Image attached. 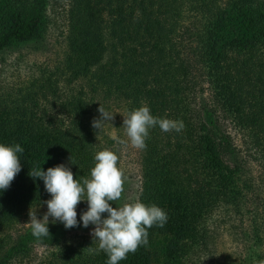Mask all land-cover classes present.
I'll return each mask as SVG.
<instances>
[{"label": "trees", "instance_id": "obj_1", "mask_svg": "<svg viewBox=\"0 0 264 264\" xmlns=\"http://www.w3.org/2000/svg\"><path fill=\"white\" fill-rule=\"evenodd\" d=\"M40 5L7 0L0 53L41 36ZM66 14L57 71L43 84L0 95V142L24 149L21 171L0 192V264L29 259L37 238L7 232L50 199L29 171L63 163L74 179L87 177L94 154L114 141L92 126L99 108L127 116L141 105L184 128H152L139 149L137 198L164 209L168 220L148 229L149 244L119 264L199 263L213 255L209 224L223 211L251 221V244L234 264H264V0H69ZM255 163L259 182L250 174ZM48 227L43 239L57 247L39 264H106L89 234L60 244L80 226Z\"/></svg>", "mask_w": 264, "mask_h": 264}, {"label": "clouds", "instance_id": "obj_2", "mask_svg": "<svg viewBox=\"0 0 264 264\" xmlns=\"http://www.w3.org/2000/svg\"><path fill=\"white\" fill-rule=\"evenodd\" d=\"M100 118L92 121L95 129L103 122L111 121L113 115L99 108ZM123 127L128 142L136 149L146 147L149 130L159 127L163 132H181L182 120L154 116L146 105L135 108L124 117ZM24 152L19 144L0 142V192L7 190L15 176L21 171V158ZM29 176L43 181L50 199L40 201L47 211L42 217L30 210L31 233L37 239L49 235V222L62 223L65 229L93 226L91 235L106 256V264H119L135 253L138 247L149 244V232L153 225L163 227L168 220L167 212L156 204H146L139 198L134 202L117 205L123 191V172L118 167V155L109 150H99L94 154L93 166L87 177L75 178L71 169L60 163L49 167L33 168ZM86 201L87 209L82 210L77 219L78 203ZM115 204V207L113 206ZM106 214V215H105Z\"/></svg>", "mask_w": 264, "mask_h": 264}, {"label": "rangeland", "instance_id": "obj_3", "mask_svg": "<svg viewBox=\"0 0 264 264\" xmlns=\"http://www.w3.org/2000/svg\"><path fill=\"white\" fill-rule=\"evenodd\" d=\"M6 4L7 0H0V15L5 11ZM68 4L69 0H41L39 8L43 10V21L46 26L41 36L32 42L15 45L0 53V95L15 94L20 89L26 90L33 83L43 84L44 79L53 75L60 67L66 50ZM106 111L114 117L111 121L103 122L100 129L114 139L111 147L106 146L118 155L119 168L125 174L122 195L117 205L131 203L137 199L139 193V149L128 142L123 127V120L126 117L124 110L112 106ZM101 141L104 143V139L101 138ZM251 171V178L259 182L260 170L256 163L251 166ZM259 201L256 200L257 203ZM81 204L86 205V201L78 203L77 216L85 210ZM30 210L37 212L38 217H42L47 207L43 205ZM30 210L7 232L11 239H18L31 231L27 223ZM250 223L247 215L241 216L228 211L216 214L209 224L215 240L213 255L203 256L197 264H234L251 244L248 236L245 235ZM50 224H53L51 218ZM92 228L93 226L90 225L88 228L80 226L71 229L64 239H59V242L60 244L81 243L84 241L83 236L91 235ZM56 247L54 242L51 243L43 238L34 240L29 259L14 264H39Z\"/></svg>", "mask_w": 264, "mask_h": 264}]
</instances>
